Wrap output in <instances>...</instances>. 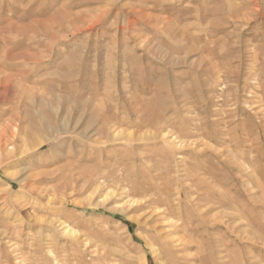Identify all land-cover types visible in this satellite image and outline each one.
<instances>
[{"label":"rangeland","instance_id":"obj_1","mask_svg":"<svg viewBox=\"0 0 264 264\" xmlns=\"http://www.w3.org/2000/svg\"><path fill=\"white\" fill-rule=\"evenodd\" d=\"M253 1L0 0V264H264Z\"/></svg>","mask_w":264,"mask_h":264},{"label":"bare ground","instance_id":"obj_2","mask_svg":"<svg viewBox=\"0 0 264 264\" xmlns=\"http://www.w3.org/2000/svg\"><path fill=\"white\" fill-rule=\"evenodd\" d=\"M234 1V0H233ZM241 1V0H240ZM257 2L258 1H256V0H254L253 2H251V4L252 5H254V6H256V4H257ZM230 3H232V2H230ZM234 3V2H233ZM235 4V3H234ZM260 4V3H259ZM236 6H237V4H236ZM242 6V5H241ZM249 6H250V4H249ZM243 7V6H242ZM244 8V7H243ZM241 9V7H236L234 10L231 8V6L229 5L228 7H227V10L226 11H228V12H232L233 14H231V16H230V23L229 24H231V25H233V26H235V30H236V34H237V38H235V40L234 41H237L238 40V43L240 44V43H242V46H244V47H247L248 48V43H243V37H244V35H245V28L247 27L246 25H249V27H251L250 25V22H253V20H254V18L256 17L255 16V14H258V12L256 11V10H254L255 8H252V7H250V8H247V9ZM252 8V9H251ZM260 9V8H259ZM225 11V12H226ZM263 11V10H262ZM251 15H253L254 17L252 18V21H249L248 19H247V17L248 16H251ZM259 15V14H258ZM258 17V16H257ZM256 17V18H257ZM255 18V19H256ZM249 19H250V17H249ZM258 22V21H257ZM259 23V22H258ZM257 24V23H256ZM260 24V23H259ZM258 24V25H259ZM227 26V25H226ZM231 27V26H230ZM248 28V27H247ZM217 31H218V28H217ZM220 32V31H219ZM226 32V31H225ZM221 33V32H220ZM235 35V34H234ZM262 36V35H261ZM264 36V35H263ZM237 39V40H236ZM245 41V40H244ZM238 43H236V44H238ZM261 45H262V47L264 46V40H262L261 41ZM235 45V44H234ZM241 45V44H240ZM252 46V45H251ZM248 50V49H247ZM260 51H262V49L260 48L259 49ZM259 50H257V52L259 51ZM259 51V52H260ZM257 52H254V56H253V60H254V62H257ZM260 54V53H259ZM33 59V58H32ZM251 66V65H250ZM124 67V66H123ZM264 99V98H263ZM82 103V102H81ZM89 104V103H88ZM261 104V103H260ZM73 105V104H72ZM131 106H132V104H131ZM262 106V105H261ZM133 107H134V105H133ZM83 107H81V110H83L82 109ZM125 111V110H124ZM137 112V111H136ZM136 112L134 111V113L136 114ZM104 119V118H103ZM106 120V119H105ZM225 185V184H224ZM227 186V185H226ZM222 187V186H221ZM225 187V186H224ZM230 188V187H229ZM223 189H225V188H223ZM223 189L221 190V191H223ZM217 191H219V190H217ZM224 192V191H223ZM228 192V191H227ZM218 194H220V193H218ZM217 194V195H218ZM221 194H223L222 192H221ZM225 194V193H224ZM225 195H223V196H221V197H224ZM229 196V195H228ZM226 198V197H225ZM217 200H218V198H216ZM224 199V198H223ZM156 201V200H155ZM164 215V214H163ZM226 215V214H225ZM224 215V216H225ZM164 217V216H163ZM223 217V216H222ZM222 219H224V218H221V220ZM227 219V218H226ZM219 223V222H218ZM222 223V222H221ZM223 224V223H222ZM224 225V224H223ZM214 226H216V225H214ZM226 226V225H225ZM192 229V228H191ZM219 229V228H218ZM231 229V228H230ZM181 230H182V228H181ZM186 230V229H185ZM217 231V230H216ZM221 232V231H220ZM195 233V232H194ZM225 233H229L228 231H226V228H225ZM232 233V232H231ZM190 235V234H189ZM194 235V234H193Z\"/></svg>","mask_w":264,"mask_h":264}]
</instances>
